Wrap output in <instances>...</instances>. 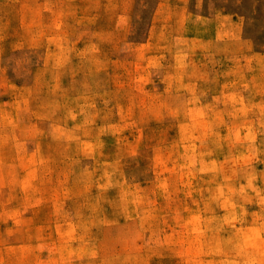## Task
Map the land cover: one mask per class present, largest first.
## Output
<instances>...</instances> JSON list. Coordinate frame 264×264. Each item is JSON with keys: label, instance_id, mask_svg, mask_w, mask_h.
<instances>
[{"label": "rangeland", "instance_id": "374dc122", "mask_svg": "<svg viewBox=\"0 0 264 264\" xmlns=\"http://www.w3.org/2000/svg\"><path fill=\"white\" fill-rule=\"evenodd\" d=\"M0 264H264V0H0Z\"/></svg>", "mask_w": 264, "mask_h": 264}]
</instances>
